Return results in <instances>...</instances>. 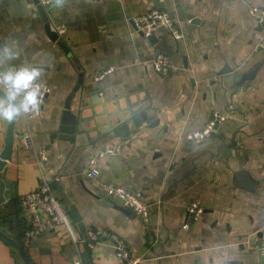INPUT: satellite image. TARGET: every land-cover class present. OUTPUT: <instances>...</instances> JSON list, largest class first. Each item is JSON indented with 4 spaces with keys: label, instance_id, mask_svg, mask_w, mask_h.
<instances>
[{
    "label": "crops",
    "instance_id": "0c3cea01",
    "mask_svg": "<svg viewBox=\"0 0 264 264\" xmlns=\"http://www.w3.org/2000/svg\"><path fill=\"white\" fill-rule=\"evenodd\" d=\"M158 3L61 0L46 9L52 31L66 26L53 41L33 0H0V46L14 40L20 51L15 60L0 61V69L40 65L45 69L40 79L52 88L39 118L27 121L22 114L16 120L3 175L11 186L0 203V231L20 244L33 264H123L112 242L96 249L74 245L63 226L25 244L20 198L44 181L51 183L82 237L90 229L114 234L126 242L137 264H264V48L259 45L264 22L251 13L253 7L264 13V0ZM153 8L170 13L181 39L161 27L151 43L135 30L133 20ZM158 55L169 57L168 75L155 71ZM250 73H255L252 78L236 80ZM78 85L71 109L87 117V131L71 142L61 139V120ZM97 86L105 94L95 105L90 93ZM133 100L156 110L153 119L160 123L153 128L143 123L124 140L111 129ZM213 111L229 115L217 133L202 143L186 140ZM11 127L12 121L0 120V157ZM26 133L33 148L23 142ZM117 143L121 152L98 161L100 177H88L95 154ZM42 149L48 160L39 164ZM107 182L144 195L148 226L104 193ZM193 204L204 212L187 224ZM0 264L28 263L0 239Z\"/></svg>",
    "mask_w": 264,
    "mask_h": 264
},
{
    "label": "built area",
    "instance_id": "2783aa9c",
    "mask_svg": "<svg viewBox=\"0 0 264 264\" xmlns=\"http://www.w3.org/2000/svg\"><path fill=\"white\" fill-rule=\"evenodd\" d=\"M60 1L61 0H40L45 9H50ZM251 13L254 16H258L260 22H264V13H261L258 8L253 7L251 9ZM133 23L135 30L144 37L151 36L156 29L161 27L168 29L176 39H181L183 37L182 32L170 13L159 8H153L145 14L136 17L133 20ZM55 31L60 37H62L66 32V26L59 25L56 27ZM259 45L264 48V39ZM153 67L158 74L168 75L171 71L169 57L166 55H158L153 62ZM112 71V69H109L102 73H98L96 80H102ZM40 83L42 85L43 92L42 103L37 112L26 114L27 121L37 119L42 115L48 98L52 93V88L46 80L40 79ZM228 119L229 115L219 111H213L207 123L202 128L187 133L185 135V139L195 143L205 142L211 139L217 133L219 126L225 123ZM23 142L25 146L33 148L32 139L29 133L24 135ZM121 151L122 146L117 143L96 153L89 163L87 169L88 177L98 179L100 177L98 161L106 156H116ZM47 160V152L45 149H42L40 152L39 164H42ZM55 181L60 182V177H56ZM102 189L108 197L121 201L123 206L137 215L145 226L149 225L150 209L144 195L141 192L129 190L112 182L103 184ZM20 201L24 210V217L26 221V228L24 230V242L26 245H29L32 241L38 239L39 237L49 235L57 227L63 226L67 229L72 244L78 245L80 243H85L90 249H96L98 244L107 240L114 244V247L116 248V257L119 258L123 264H137V260L132 258L126 242L114 234H101L93 229H90L87 237H82L81 234L74 228L67 207L56 196L51 183L44 181L40 188L24 194L20 198ZM203 212L204 209L202 206L193 204L188 209L187 224H191L192 221H196ZM260 253L264 257V227L262 229Z\"/></svg>",
    "mask_w": 264,
    "mask_h": 264
},
{
    "label": "water",
    "instance_id": "95a60500",
    "mask_svg": "<svg viewBox=\"0 0 264 264\" xmlns=\"http://www.w3.org/2000/svg\"><path fill=\"white\" fill-rule=\"evenodd\" d=\"M36 4L38 10L43 15L44 20L46 21V32L48 36L53 40L56 41L60 38L59 34L56 31H52L51 23L49 21L47 11L45 7L41 4L40 0H33ZM155 5L160 6L158 0H155ZM151 43H155L157 41L156 35H152L148 37ZM226 71V70H225ZM230 72V71H229ZM255 73H250L248 75H244L243 77H237L236 80L242 82L246 79H250L254 76ZM240 84V83H239ZM81 86H77L72 93L69 95L65 110L63 112L62 120H61V139L74 142L76 139V135L78 133L87 131V117L79 114H75L72 112L71 109V102L76 93L80 90ZM91 96L95 99V105L100 104L102 102L101 94H105L102 91L100 86H97L91 93ZM157 112L154 109H148V105L145 101H141V104H138V101H131L127 111L118 117L116 125H113L111 130H114V133L117 137H127L124 140L129 139L130 134L136 131L143 123H148L151 128L159 125L160 121L158 119H153L156 117ZM17 120V119H16ZM15 121H12V127L10 128L9 135H8V146L7 149L0 157V203L5 202V199L9 197L8 190L10 188V183L6 181L3 177L4 169L6 166V161L10 158L11 151H12V143L14 137V125ZM101 126V125H99ZM95 128V127H94ZM262 183H264V177L261 179ZM255 186V185H254ZM0 239L5 243L12 245L27 261L28 264H33L32 260L30 259L28 253L24 248L18 244L17 242L10 239L7 235L0 231Z\"/></svg>",
    "mask_w": 264,
    "mask_h": 264
},
{
    "label": "clouds",
    "instance_id": "9594fccd",
    "mask_svg": "<svg viewBox=\"0 0 264 264\" xmlns=\"http://www.w3.org/2000/svg\"><path fill=\"white\" fill-rule=\"evenodd\" d=\"M20 54L15 41L0 46V61L15 60ZM32 63L10 64L0 69V120L15 121L22 114L35 113L42 103L40 78L44 72Z\"/></svg>",
    "mask_w": 264,
    "mask_h": 264
}]
</instances>
